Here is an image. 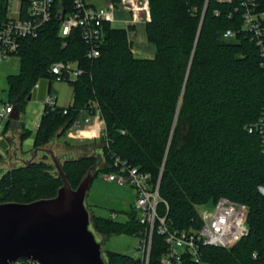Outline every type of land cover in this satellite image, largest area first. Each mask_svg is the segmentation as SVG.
I'll return each mask as SVG.
<instances>
[{
    "label": "trees",
    "instance_id": "obj_1",
    "mask_svg": "<svg viewBox=\"0 0 264 264\" xmlns=\"http://www.w3.org/2000/svg\"><path fill=\"white\" fill-rule=\"evenodd\" d=\"M147 1L151 20L146 37L155 48L153 58L135 57L130 40L134 27L108 23L101 56L91 60L79 29L65 40L60 37L64 17L57 11L37 38L22 40L21 71L9 76V103L21 113L38 83L56 81L50 73L54 63H77L84 74L69 83L72 106L44 109L33 148L49 144L59 128L66 133L80 114L93 115L91 106L97 103L106 126L101 137L105 167L98 166L94 179L99 172L115 171L114 156L151 174L168 205L160 203L159 214H168L170 224L180 230H200L198 207L220 198L247 206L249 234L230 249L202 246V255L210 264H264V145L259 130L250 132L264 118V58L244 30L246 7L240 0ZM254 1L256 11L264 13V0ZM7 6L8 0H0V27L8 17ZM62 6L65 16L72 11V0H56V7ZM229 31L236 37L226 39ZM28 134L22 132L21 142ZM4 155L0 150V158ZM97 163L95 156H86L71 164L82 167V177ZM52 169L35 159L2 172L0 203L54 198L63 183L50 174ZM64 171L76 189L66 164ZM133 209L125 223L93 214V227L108 239L119 233L139 236L145 226ZM165 248L164 237L155 232L150 264H161ZM107 260L144 264L118 252H107ZM184 264L194 261L187 256Z\"/></svg>",
    "mask_w": 264,
    "mask_h": 264
},
{
    "label": "built area",
    "instance_id": "obj_2",
    "mask_svg": "<svg viewBox=\"0 0 264 264\" xmlns=\"http://www.w3.org/2000/svg\"><path fill=\"white\" fill-rule=\"evenodd\" d=\"M218 1L233 2V0ZM240 1L246 7L244 30L252 34V39L264 58V13H257L253 8L254 0ZM57 11H60V7H56V0H8V17L0 27V64L12 56H18L22 40L37 38ZM118 11L130 14L126 28L135 27L144 18L151 19L147 0H117L102 5L89 0H72V11L62 20L60 37L65 40L74 30L79 29L88 45V58L98 59L105 43L104 26L117 20ZM132 37L133 32L130 33V40L133 42ZM224 37L233 39L236 33L229 31ZM67 45L68 42L65 41L64 46ZM50 73L56 77V81L70 83L77 81L84 71L77 63L57 62L52 65ZM39 87L40 83L35 89ZM47 95L44 109L59 107L57 96L52 93V84ZM91 107L95 110L94 114L85 116L84 122L91 124L93 117H99L105 124L98 104L94 102ZM14 112L15 107L11 103L0 106V144L8 138L11 126L8 131L6 129L15 121ZM73 126H81V122L75 121ZM255 129L261 132L264 145V118L256 128H251L250 132ZM103 136H106V126L101 137ZM113 161L115 171L107 173L105 179L120 185H131L136 191L135 208L145 228L138 236L141 241L134 257L140 258L144 264H150L155 232L164 237L166 244L161 264H184L187 256L194 261V264H210L203 258L202 246L230 249L249 234L247 206L224 197L210 207L203 206L201 212L198 211L203 222L200 230L173 228L168 220V214L162 216L158 211L160 203H164L168 208L167 203L160 196V182L155 185L151 174L129 165L119 157L114 156ZM260 191L264 195V187L260 188ZM113 218H116V214H113ZM254 258L257 259V254H254ZM11 264L39 263L31 259H20Z\"/></svg>",
    "mask_w": 264,
    "mask_h": 264
},
{
    "label": "rangeland",
    "instance_id": "obj_3",
    "mask_svg": "<svg viewBox=\"0 0 264 264\" xmlns=\"http://www.w3.org/2000/svg\"><path fill=\"white\" fill-rule=\"evenodd\" d=\"M94 1L102 5V0H89ZM103 2H116L112 0H103ZM254 9H258V3L255 2L253 6ZM260 13V12H257ZM118 18L115 22L112 23V26L115 28H126L127 20L130 18V14L124 12H117ZM151 19H143L142 22L137 24L134 27L133 31V53L136 58H153L155 54V48L151 45L146 37V25ZM21 71V57L12 56L10 59L3 61L0 64V106L4 103H9L11 88L9 84V76L18 75ZM49 80H42L40 83L49 84ZM53 90L57 92V105L62 106L66 104L68 98L72 97L73 87L67 82L53 81L52 84ZM30 93L32 91L30 90ZM29 93V94H30ZM54 94V93H53ZM48 95L46 94V97ZM28 95L25 97L26 100ZM30 98V97H29ZM43 99L44 97L40 95L39 91L36 94L33 93L32 100L25 103L23 110L20 113V120L13 127V130H18L17 135L21 136L23 131H28L29 134L22 140V152L23 155L18 154L19 151V139L12 137L8 138V143H5L4 148L10 147V154H5L3 158H0V174L6 172L16 166L24 164L26 161H30L32 156L35 154L36 150H39L36 157L37 162H45L47 165L52 166L54 169L50 171V174L56 178L58 177L57 170L54 166L51 157L42 149L53 148L55 154L62 158L63 163L66 164V171L69 173L71 183L75 188H78L85 174L82 177H79L78 174L82 171V167L74 166L71 163H74L81 158L86 156H95L100 163V169L105 167L104 162V152H103V143L100 139L95 140L94 143L87 145L90 141L89 136L84 135L87 128L91 129L92 133H97L104 127L103 121L99 117H95L91 124H86L84 122V114H80L77 122H81V126H71L66 133L63 132L62 128H59L57 131V137L44 147L40 149H35L34 139L36 135L37 125L42 117L43 109ZM69 106H72L69 105ZM68 106V107H69ZM12 127V126H11ZM18 127V129H16ZM25 127V128H24ZM186 130H188L186 128ZM62 134L61 136H58ZM14 142V144H13ZM74 146H83V147H73ZM85 145V146H84ZM87 145V146H86ZM68 163V164H67ZM97 163V164H98ZM94 167V166H93ZM106 173L99 172L98 176L93 180L91 188L89 190L86 206L90 211L91 215V230L95 233L97 240L100 242L104 239V236L101 232L96 231L93 227V214L102 215L106 218L112 219L118 223H125L128 220V215L133 213L136 202V191L131 185H120L117 182H111L105 179ZM62 184H60V188ZM59 188V189H60ZM210 207V205H209ZM203 206L198 207V211L201 212ZM113 214H116V218H113ZM140 218V215H139ZM141 238L132 234L119 233L110 237L105 245L103 246V257L107 262V252H118L123 254H128L134 256L137 252L138 245L140 244Z\"/></svg>",
    "mask_w": 264,
    "mask_h": 264
},
{
    "label": "water",
    "instance_id": "obj_4",
    "mask_svg": "<svg viewBox=\"0 0 264 264\" xmlns=\"http://www.w3.org/2000/svg\"><path fill=\"white\" fill-rule=\"evenodd\" d=\"M60 17H64L63 6ZM13 118L20 119L17 109ZM43 150L51 157L63 185L51 199L27 204L0 203V264L20 259H31L39 264H107L103 246L108 238L97 240L86 206L100 163L90 168L74 189L64 171L62 158L52 148ZM38 152L36 150L27 163L35 160Z\"/></svg>",
    "mask_w": 264,
    "mask_h": 264
},
{
    "label": "crops",
    "instance_id": "obj_5",
    "mask_svg": "<svg viewBox=\"0 0 264 264\" xmlns=\"http://www.w3.org/2000/svg\"><path fill=\"white\" fill-rule=\"evenodd\" d=\"M94 2V1H93ZM96 3V2H95ZM102 4H105V2H103V0H102ZM37 91H39V93H40V95L41 96H43L44 97V99H43V109H42V116H43V113H44V102H45V99H46V94H48V92L50 91V88H49V84H42V83H40V87H39V89H35L34 90V94H36V92ZM52 93H54V94H56L57 95V92H55L54 90H53V87H52ZM72 97H70V98H68V101L66 102V104H64V105H62V106H59V107H63V108H66V107H68L69 105H71V104H73V102H74V89H73V91H72ZM32 98H33V96H32ZM32 98L30 99V100H32ZM95 117H93V119H94ZM41 119H42V117H41ZM41 119H40V121H41ZM20 120V119H19ZM40 121H39V123H38V125H37V129H38V126H39V124H40ZM17 123H18V121H16ZM16 123H14V124H12V127H11V130L9 131V133H8V138L9 137H12L13 135V138L15 139V143H16V138H18V136L19 135H17V133H18V130H13V126L15 125ZM103 125H104V127L102 128V130H100L99 132H97V133H92L91 134V129L88 127L87 128V130H86V132L84 133V135H87V136H89L90 137V139L92 140V141H90L87 145H90V144H92V143H94V141L95 140H98V139H100L101 140V136H102V134H103V132H104V128H105V124L103 123ZM25 128V127H24ZM16 129H18V127L16 128ZM37 129H36V131H37ZM20 137V136H19ZM8 138H7V140L5 141V142H3V143H1L0 144V150L2 151V152H5V154H10V147H8V148H4L5 147V143H8L9 144V146H10V143L8 142ZM102 141V140H101ZM13 144H14V142H13ZM18 144H19V151H18V154H20L21 153V155H23L22 154V152H24L23 151V149H22V143H21V139H19V142H18ZM86 145V146H87ZM73 147H78V146H74V145H72ZM85 146V145H84ZM79 147H83V146H79ZM78 147V148H79ZM53 149V148H52ZM34 157V155L32 156V158ZM31 158V159H32ZM26 162V161H25ZM28 162V161H27Z\"/></svg>",
    "mask_w": 264,
    "mask_h": 264
}]
</instances>
